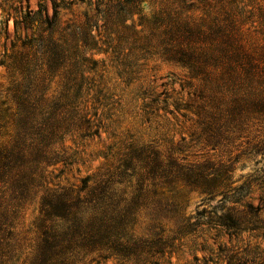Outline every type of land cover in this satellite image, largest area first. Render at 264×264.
<instances>
[{
	"label": "trees",
	"instance_id": "obj_1",
	"mask_svg": "<svg viewBox=\"0 0 264 264\" xmlns=\"http://www.w3.org/2000/svg\"><path fill=\"white\" fill-rule=\"evenodd\" d=\"M61 1L51 0L52 15L42 4L8 13L0 60L9 76L0 83V264L116 259L138 243L132 229L139 212L161 205L151 201L158 187L180 185L233 204L251 196L258 208L243 207L263 217L264 170L240 179L235 173L243 159L264 161V0H82L96 13L78 15L75 0ZM61 10L76 16L66 19ZM97 56L114 59L126 85L151 64L181 70L175 111L155 116L183 119L187 131L165 149L120 142L106 166L71 183L63 176L80 161L79 143L103 134L98 106L108 87L97 81L106 70ZM196 148L207 152L191 159ZM224 211L223 226L247 225L244 212Z\"/></svg>",
	"mask_w": 264,
	"mask_h": 264
},
{
	"label": "rangeland",
	"instance_id": "obj_2",
	"mask_svg": "<svg viewBox=\"0 0 264 264\" xmlns=\"http://www.w3.org/2000/svg\"><path fill=\"white\" fill-rule=\"evenodd\" d=\"M56 1L63 5L61 0ZM65 2L67 4L72 0ZM39 4L49 8L50 14H53L51 0H0V60H3L1 55L6 52L5 31L11 7L26 8L30 5L37 11ZM95 9V5L88 6L82 0H75L72 7L73 11H77L76 15L96 13ZM153 10L149 2L143 4V11L147 15L152 14ZM61 13L67 14L66 19L76 16L69 11L61 10ZM13 24L11 20V30ZM96 58L104 61L105 68L101 69H106L101 70L103 75L101 78L97 76V81L108 87L103 93L106 97L101 95V105L98 106L99 115H103V134L100 139L79 143L80 161L68 168L63 176L64 181L71 183L106 166L110 157L109 160L105 157L108 153H114L120 147V142L155 143L165 149L169 139L178 141L180 135L187 131L185 127L188 124L183 119L170 118L168 123L163 116H155L169 115L168 111H175L174 101L179 97V79L183 75L181 70L168 65L158 64L154 67L151 64L140 75L143 77H138L140 81L126 85L117 75L114 59L104 56ZM161 77L164 79H159ZM155 79L157 84H152ZM8 81L7 70L0 65V83L8 84ZM158 84L162 87H158ZM157 90L165 94L152 93ZM203 152L207 151L196 148L189 154L194 159L195 154ZM207 156L216 160L227 159L226 154L219 152L211 151ZM237 168L235 177L240 179L253 171L264 170V161L257 165L253 159H243ZM250 197L243 199L240 204H233L221 202L220 198L209 200L200 191H191L180 185L173 188L158 187L151 201H161V205L142 209L132 229L137 245L116 256V259H96L90 264H264V216L257 219L249 215L250 209L243 207L249 203L254 205V209L258 208V201ZM233 207L244 212L242 216L247 225L241 231L220 223V218L225 214L224 209ZM35 215L36 210L32 208L27 215L25 229L30 227ZM23 261L24 258L19 264Z\"/></svg>",
	"mask_w": 264,
	"mask_h": 264
}]
</instances>
